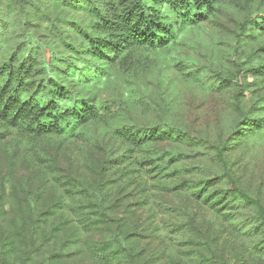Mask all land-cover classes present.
<instances>
[{
    "label": "rangeland",
    "instance_id": "1",
    "mask_svg": "<svg viewBox=\"0 0 264 264\" xmlns=\"http://www.w3.org/2000/svg\"><path fill=\"white\" fill-rule=\"evenodd\" d=\"M128 3L0 0V264H264V222L232 190L264 205V0L171 19L160 45L121 40ZM49 82L92 112L31 132L16 105Z\"/></svg>",
    "mask_w": 264,
    "mask_h": 264
},
{
    "label": "trees",
    "instance_id": "2",
    "mask_svg": "<svg viewBox=\"0 0 264 264\" xmlns=\"http://www.w3.org/2000/svg\"><path fill=\"white\" fill-rule=\"evenodd\" d=\"M218 0H129V3L125 7V10L121 15L118 16L117 20L111 23V26H116L118 29L123 28L124 31L120 34L122 41L129 43H148L160 45L165 42L163 36L171 34L173 29L170 20L179 22H197L198 20L205 18L206 15L212 12L216 2ZM167 8V10H162ZM167 11L168 13H164ZM116 43L92 41L91 52L97 57L103 58L106 56L108 49L115 50ZM54 89L56 96H60L62 101L67 100L68 96L65 95L64 88L57 86L55 82H49L47 89L43 93L44 104L34 105L27 103H21L16 105L19 112H23L24 115L30 120L29 131L35 133L44 132H61L68 124H65L67 117L72 119L88 115L92 112L90 106L85 105L83 107V113L75 115L74 113L68 112L67 107L60 108L57 103H54L50 91ZM18 88L14 89L13 94L7 97V100L12 99L11 103L15 102V94H17ZM64 94V95H63ZM2 96H4V88H0V103L3 102ZM67 96V97H66ZM18 103V100L16 104ZM57 106L60 110H58ZM59 112V115L57 114ZM5 116L4 111L0 108V117ZM72 129V127H71ZM134 142L136 139H129ZM237 198L247 206H253L255 211L258 213L261 221L264 222V205L259 200L253 199L243 193L242 191L232 189ZM79 207L72 208L76 215H85L83 211L77 212ZM83 222L79 221L83 227L91 228L93 220L84 219ZM125 245V242L121 243ZM107 246L114 245L113 239L107 241ZM122 250H125L124 246H121ZM114 257L120 256V251L117 249ZM99 262L109 264L113 259L112 254L99 255ZM103 260V261H101Z\"/></svg>",
    "mask_w": 264,
    "mask_h": 264
}]
</instances>
